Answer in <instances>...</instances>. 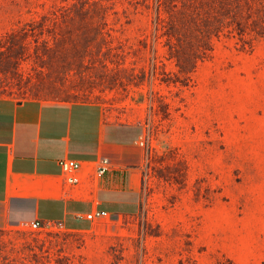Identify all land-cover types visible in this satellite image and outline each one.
I'll use <instances>...</instances> for the list:
<instances>
[{
  "label": "rangeland",
  "instance_id": "obj_1",
  "mask_svg": "<svg viewBox=\"0 0 264 264\" xmlns=\"http://www.w3.org/2000/svg\"><path fill=\"white\" fill-rule=\"evenodd\" d=\"M95 1L113 42L7 40L78 0H0V96L101 104L139 154L116 187L126 205L68 221L29 201L0 207V264H264V39L223 38L187 86L167 83L177 68L155 12Z\"/></svg>",
  "mask_w": 264,
  "mask_h": 264
},
{
  "label": "crops",
  "instance_id": "obj_2",
  "mask_svg": "<svg viewBox=\"0 0 264 264\" xmlns=\"http://www.w3.org/2000/svg\"><path fill=\"white\" fill-rule=\"evenodd\" d=\"M118 129L96 102L0 96V207L14 209L16 202L29 201L34 211L49 208L51 217L68 221L101 205H126L115 196L116 187L122 167L137 163L139 154L132 140L122 144ZM102 157L112 165L97 177ZM66 158L83 164L78 185L63 178L59 161ZM125 183L135 185L131 177Z\"/></svg>",
  "mask_w": 264,
  "mask_h": 264
},
{
  "label": "trees",
  "instance_id": "obj_3",
  "mask_svg": "<svg viewBox=\"0 0 264 264\" xmlns=\"http://www.w3.org/2000/svg\"><path fill=\"white\" fill-rule=\"evenodd\" d=\"M143 5L155 12L157 39H165L167 58L177 68V72H163L167 78L162 81L167 83L187 86L223 38L236 40L243 50H252L264 39V0H144ZM107 26L104 4L78 0L12 31L5 39L20 32L21 42H31L30 37L36 42H113L106 37L111 36Z\"/></svg>",
  "mask_w": 264,
  "mask_h": 264
},
{
  "label": "built area",
  "instance_id": "obj_4",
  "mask_svg": "<svg viewBox=\"0 0 264 264\" xmlns=\"http://www.w3.org/2000/svg\"><path fill=\"white\" fill-rule=\"evenodd\" d=\"M142 143V142H141ZM59 164L62 168L63 178L65 182H67L71 186L78 185L81 182L80 172L83 167V164L75 159H61ZM111 161L107 157H102L96 164V175L97 177H102L106 174L107 171L111 168ZM108 215V212L104 209H96L89 214L87 217L92 220H97L100 218H104ZM52 222H47L44 225H50ZM62 224V223H60ZM43 226V222L41 220H33L31 223V228L36 230L40 229Z\"/></svg>",
  "mask_w": 264,
  "mask_h": 264
}]
</instances>
